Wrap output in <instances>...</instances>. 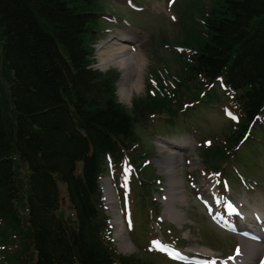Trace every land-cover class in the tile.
<instances>
[{
    "label": "trees",
    "instance_id": "obj_1",
    "mask_svg": "<svg viewBox=\"0 0 264 264\" xmlns=\"http://www.w3.org/2000/svg\"><path fill=\"white\" fill-rule=\"evenodd\" d=\"M213 4L188 30L181 80L149 84L154 90L126 108L116 75L90 67L99 0H0V264H158L113 247L99 179L144 154L138 121L158 115L174 125L186 102L216 101L235 117L220 144L203 150L210 171L259 122L264 0ZM58 178L75 225L56 215Z\"/></svg>",
    "mask_w": 264,
    "mask_h": 264
},
{
    "label": "rangeland",
    "instance_id": "obj_2",
    "mask_svg": "<svg viewBox=\"0 0 264 264\" xmlns=\"http://www.w3.org/2000/svg\"><path fill=\"white\" fill-rule=\"evenodd\" d=\"M214 1L99 0L102 6L100 11L102 31L98 42L94 44V62L91 67L116 75L118 78L115 90L117 100L126 108H130L134 99L142 98L148 89H154L149 87V83L153 82V85H156L160 80H181L180 49L186 48L184 40L188 30L193 29L190 27L196 26L201 21L204 13L214 5ZM114 30H130L137 34L139 41L133 43V46L143 57L142 71L138 77L141 89L139 92L127 91V98L123 100H120L122 71L114 64L104 68L99 66L102 62L99 56L100 50H103L101 45ZM220 88L218 86L215 88L219 94L222 93ZM229 119V115L218 105H207L201 101L194 109L189 108L186 116L183 113L177 115L174 122L175 128L168 127L163 117L158 115L140 120L135 124L144 149L154 151V154L149 157L147 176H158L160 180L152 181L150 199L142 206L140 199L146 201L149 193L144 186L137 185L136 175L130 179L129 176L118 171L113 176L114 183L109 178L110 186L114 190L118 214L120 218L122 216L128 228L131 252L126 253L143 254L158 264H182L171 260L164 250L183 252L194 247L203 250V254L200 255L230 258L229 255L235 254L234 251L239 244L237 235L224 232L222 228L211 222L210 202L213 205L211 208H215V204H218L220 199L219 189L225 196H228L227 194L235 196L244 206H247L249 205L247 198L264 191V113L259 122L250 129L237 152L229 158L227 166L221 168L229 180L226 183H231L233 190L225 186L223 180L208 176L207 169H203L204 155L201 147L205 142L216 144L219 138L223 137V132L229 131ZM172 143L187 147L184 148L185 150H179L182 166L175 175L182 193L179 192V200L174 203L166 200V190L169 188L168 173L158 164L159 148ZM81 168L82 162H78L77 171H81ZM57 185L61 197L57 214L68 223L75 224L76 213L68 197L66 183L58 178ZM104 199L106 211L111 218L110 204L105 196ZM130 203L131 211L126 208ZM157 203L159 205H156ZM149 211L158 215L162 226L159 228L158 224L153 225L156 232L154 235H158L155 237L149 233L150 229L145 228V217ZM123 213L127 220L132 221V230L129 227L130 224L125 222ZM215 213L230 218L227 211L216 209ZM174 214L181 220H177ZM153 219L154 217L149 220L148 225L153 224ZM173 236L181 245V251L169 240ZM149 238H151L150 242ZM175 238L172 239L175 240Z\"/></svg>",
    "mask_w": 264,
    "mask_h": 264
},
{
    "label": "bare ground",
    "instance_id": "obj_3",
    "mask_svg": "<svg viewBox=\"0 0 264 264\" xmlns=\"http://www.w3.org/2000/svg\"><path fill=\"white\" fill-rule=\"evenodd\" d=\"M138 41L139 36L130 30H114L101 45L103 50H100L99 56L102 58V62L99 66L104 68L110 64H114L122 71L120 79V100L127 98V91L132 93L133 91L139 92L141 89L138 77L142 71L141 66L143 63H141V61H143V57L133 46V43H137ZM101 47H99V49ZM176 146V143L162 146L159 148L158 152L160 155L158 164L163 171L168 173L167 180L169 188L166 190V200L167 202L173 203L179 200V192L182 193V191H180V184L176 180L175 175L182 166L180 154ZM103 184L105 189L104 194L110 204L109 207L112 213L110 222L114 239L117 240L116 245L118 249L124 253L131 252L130 243L127 238V230L118 214L114 193L110 186L109 179L103 178ZM246 200L249 205L244 206L239 198L230 196L226 203V208L230 210L229 212L232 215H236L242 224L245 221L251 225L250 227L245 226V228L238 232L237 238L239 248L232 263L238 261V264H264V237L260 240L256 239L251 234V229H259L264 233V191L257 192L255 196L249 197ZM229 205L237 207V210L231 211L232 207H229ZM174 217H176L175 214ZM214 217L217 219L218 223L232 228L231 222L223 220L217 215H214ZM176 219L181 220L179 217H176ZM202 251L203 250L199 248L193 247L185 250L183 253L195 256L202 254ZM210 258H213V256H210Z\"/></svg>",
    "mask_w": 264,
    "mask_h": 264
},
{
    "label": "snow or ice",
    "instance_id": "obj_4",
    "mask_svg": "<svg viewBox=\"0 0 264 264\" xmlns=\"http://www.w3.org/2000/svg\"><path fill=\"white\" fill-rule=\"evenodd\" d=\"M229 115H231V113H229ZM233 118H235V117H233ZM229 207H232L231 205H229ZM234 210V209H233ZM158 243V242H157Z\"/></svg>",
    "mask_w": 264,
    "mask_h": 264
}]
</instances>
